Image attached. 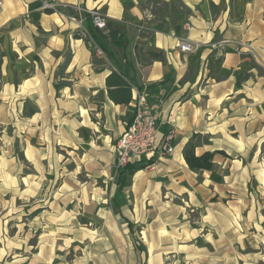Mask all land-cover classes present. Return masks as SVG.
Segmentation results:
<instances>
[{
	"label": "crops",
	"instance_id": "obj_1",
	"mask_svg": "<svg viewBox=\"0 0 264 264\" xmlns=\"http://www.w3.org/2000/svg\"><path fill=\"white\" fill-rule=\"evenodd\" d=\"M2 1L0 111L14 103L21 119L68 118L67 155L81 198L87 190L94 193L97 181L112 180L116 143L130 125L135 102L110 101L106 79L116 67L106 54L95 57L83 37H74L81 31L68 9L96 10L121 28L116 63L133 89L145 93L161 132L175 136L174 153L156 162L155 170L137 172L123 191L133 200L131 218L124 216L145 225L146 264H162L168 253L177 264H234V205H243L244 226L260 233L257 240H243L245 245L264 246V0H48L53 13L46 12L44 0ZM185 40L194 43L192 53L178 48ZM151 53L162 59L150 60ZM194 135L200 136L197 156L225 154L215 155L210 172L186 164L183 150ZM236 195L240 202L234 203ZM175 198L212 199L223 254L202 260L188 248L191 241L175 242L169 223L150 233V213L177 209Z\"/></svg>",
	"mask_w": 264,
	"mask_h": 264
},
{
	"label": "rangeland",
	"instance_id": "obj_2",
	"mask_svg": "<svg viewBox=\"0 0 264 264\" xmlns=\"http://www.w3.org/2000/svg\"><path fill=\"white\" fill-rule=\"evenodd\" d=\"M1 106L0 264H146L147 249L142 254L136 249L135 240L112 201L117 188L113 186L117 177L114 165L108 174L112 180L91 184V189H96L94 193L87 190L81 198L70 173L74 163L67 155L69 136L64 124H68V118L21 119L16 104ZM60 110L63 114L64 109ZM63 126L58 134L56 130ZM21 152L24 159L19 158ZM35 160L40 166L34 165ZM203 176L206 175L202 173L199 178ZM122 195L121 212L131 218L133 200L125 192ZM235 197L233 202H240L239 196ZM182 199H173L179 203L177 209L168 208L177 211L160 213L163 211L159 208L150 213L152 220L146 224L150 233L169 223L175 242L191 241L188 248L205 256L202 260L223 254L224 242L216 241L212 199L199 198L192 203ZM242 207H233L234 264H264L259 263L264 260V246L244 243L257 240L260 233L244 226ZM137 226V240L142 243L145 225ZM226 249L228 254L229 248ZM175 260L168 253L162 264H177Z\"/></svg>",
	"mask_w": 264,
	"mask_h": 264
},
{
	"label": "trees",
	"instance_id": "obj_3",
	"mask_svg": "<svg viewBox=\"0 0 264 264\" xmlns=\"http://www.w3.org/2000/svg\"><path fill=\"white\" fill-rule=\"evenodd\" d=\"M213 9L214 6L211 5ZM46 12L53 13L54 10L47 9ZM69 15L76 19H83V26L88 32L89 36L84 38L86 44L92 50L96 57V50L101 49L104 54L112 61V64L116 67L111 74L106 79V87L108 90V98L115 105H129L133 100V83L130 80L127 72L124 68L117 65L116 54L114 53L115 47H121L123 45V39L121 35V28L115 23L107 21L105 29H98L93 25L92 17L87 12H78L73 8L68 9ZM76 39L82 38L81 34H75ZM126 59V58H124ZM150 60H161V53H151ZM122 60V58H121ZM68 63V62H67ZM66 63V64H67ZM134 114L131 117L130 123L133 120ZM199 135H194L183 150V156L191 171H203L210 172L214 169V157L217 154L225 155L224 152H205L201 156L196 155V148L198 147L197 139ZM20 159H24V154L21 152L19 154ZM157 161V155L150 158H141L127 165L124 168L116 169L117 177L116 184L117 190L112 198V201L117 209V215L126 224L130 237L135 240L136 249L140 252H146V247L143 243L137 240V232L139 227L133 223L131 220L126 218L121 212L122 201H123V191L128 188L131 184L133 176L150 166H152Z\"/></svg>",
	"mask_w": 264,
	"mask_h": 264
},
{
	"label": "built area",
	"instance_id": "obj_4",
	"mask_svg": "<svg viewBox=\"0 0 264 264\" xmlns=\"http://www.w3.org/2000/svg\"><path fill=\"white\" fill-rule=\"evenodd\" d=\"M2 4L3 1L0 0V8ZM44 6L47 9H54L55 7L48 0H44ZM89 14L95 27L98 29L106 28L107 21L98 11L92 10ZM73 20L78 22L82 37L87 38L89 34L83 26V19L73 18ZM178 48L183 53H192L195 46L194 43L185 40L179 42ZM96 55L102 57L104 52L101 49H97ZM132 92L135 102L134 117L128 129L116 143V159L114 162L116 169L124 168L134 160L150 158L155 155H157L156 162H158L175 151L174 132L169 131L163 134L158 125L157 114L148 105L145 93L134 89ZM156 162L150 166L152 169L155 168Z\"/></svg>",
	"mask_w": 264,
	"mask_h": 264
}]
</instances>
